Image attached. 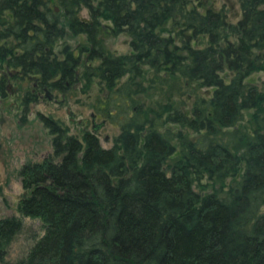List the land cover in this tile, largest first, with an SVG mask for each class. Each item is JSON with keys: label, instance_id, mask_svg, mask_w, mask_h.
I'll return each mask as SVG.
<instances>
[{"label": "trees", "instance_id": "1", "mask_svg": "<svg viewBox=\"0 0 264 264\" xmlns=\"http://www.w3.org/2000/svg\"><path fill=\"white\" fill-rule=\"evenodd\" d=\"M58 2L63 18L49 0H0V60L61 91L82 65L120 132L106 147L39 113L53 152L19 169L18 210L45 232L8 261L24 223L0 217V264H264V90L248 80L264 71V0H240L237 21L203 1Z\"/></svg>", "mask_w": 264, "mask_h": 264}, {"label": "rangeland", "instance_id": "2", "mask_svg": "<svg viewBox=\"0 0 264 264\" xmlns=\"http://www.w3.org/2000/svg\"><path fill=\"white\" fill-rule=\"evenodd\" d=\"M191 1L195 4H200L202 1L204 4L211 3L215 8L224 7L233 21H237L242 14L240 0ZM50 4L52 7L55 5L60 7L59 13L63 18L64 9L59 2L50 0ZM80 15L89 18L88 8H82ZM69 34L68 43L74 47L86 40L85 34L77 36H72L71 32ZM104 35L108 47L115 53L131 51L129 37L125 33L111 35L108 32ZM97 63L99 60L86 62L88 65ZM7 64V61L0 60V79L4 77L3 73L8 74L9 71L16 70ZM83 71L84 67L81 65L77 69L78 81L73 88L66 91L47 86L50 98L46 89L40 90L41 93L36 100L28 99L27 102L12 92L5 96L0 94V217L16 215L21 217L24 223L22 230L9 246L6 256L8 261L15 262L26 256L31 246L45 232V224L40 217L22 215L18 210L20 198L26 193L19 169L26 161H41L53 152L52 134L39 113L61 119L68 126L69 132L80 138L85 129L94 130L102 145L106 147L113 145L114 137L120 132L118 122L100 114L96 108L98 97L104 95L105 91L95 80L87 86L82 76ZM248 80L264 90V71L253 72ZM24 81H27V84L22 89L23 93L31 91L32 81H29V78H19L20 84ZM141 97L144 100L148 99L146 94H142ZM93 113H95L94 118ZM104 119L105 122L102 123ZM95 124H98L97 128L94 127ZM262 211H264V206Z\"/></svg>", "mask_w": 264, "mask_h": 264}, {"label": "flooded vegetation", "instance_id": "3", "mask_svg": "<svg viewBox=\"0 0 264 264\" xmlns=\"http://www.w3.org/2000/svg\"><path fill=\"white\" fill-rule=\"evenodd\" d=\"M43 1H45V0H43ZM55 1H58V0H55ZM49 2H50V0H49ZM56 11L59 12L60 10H56ZM8 58H10V57H8ZM7 63H8L7 65L10 66L9 62H7ZM3 74H4L3 75L4 77H2L0 79V87H1L0 94L5 96V95H8L10 92H12V93H15L17 96L22 97L23 100L25 102H27V100L29 99V96H30L31 93L29 94V91H26L25 93H23V90H22V89L25 88V85L27 84V81H24L23 83L20 84L19 77L16 76V75L19 74L18 71H13L12 70V71H9L8 74H6V73H3ZM11 80H14V81L12 82ZM29 81H32V84H33L32 85L33 87L31 89L32 92L35 95H40V93H41L40 90L41 89H40V85H38L36 79L29 78ZM46 87L47 86L44 85L42 87V89H46Z\"/></svg>", "mask_w": 264, "mask_h": 264}, {"label": "water", "instance_id": "4", "mask_svg": "<svg viewBox=\"0 0 264 264\" xmlns=\"http://www.w3.org/2000/svg\"><path fill=\"white\" fill-rule=\"evenodd\" d=\"M55 9H56V10H59L60 7H59L58 5H56V6H55ZM46 91H47V94H48L49 91H48V88H47V87H46ZM48 97L50 98L51 96L48 94ZM92 116H93V118H94V117H95V113H93ZM104 122H105V119L102 121V123H104ZM94 127L97 128V127H98V124H95Z\"/></svg>", "mask_w": 264, "mask_h": 264}]
</instances>
